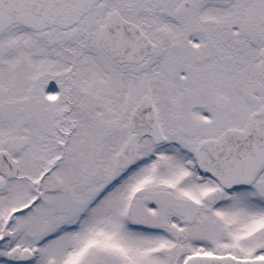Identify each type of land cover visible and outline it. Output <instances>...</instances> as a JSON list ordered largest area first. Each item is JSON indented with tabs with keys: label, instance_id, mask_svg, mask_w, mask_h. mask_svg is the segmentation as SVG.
Here are the masks:
<instances>
[{
	"label": "snow or ice",
	"instance_id": "snow-or-ice-1",
	"mask_svg": "<svg viewBox=\"0 0 264 264\" xmlns=\"http://www.w3.org/2000/svg\"><path fill=\"white\" fill-rule=\"evenodd\" d=\"M0 264H264V0H0Z\"/></svg>",
	"mask_w": 264,
	"mask_h": 264
}]
</instances>
